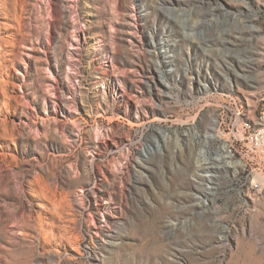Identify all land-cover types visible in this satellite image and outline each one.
I'll use <instances>...</instances> for the list:
<instances>
[{"label": "rangeland", "instance_id": "1", "mask_svg": "<svg viewBox=\"0 0 264 264\" xmlns=\"http://www.w3.org/2000/svg\"><path fill=\"white\" fill-rule=\"evenodd\" d=\"M263 57L264 0H0V264H264L188 137L257 109Z\"/></svg>", "mask_w": 264, "mask_h": 264}, {"label": "built area", "instance_id": "2", "mask_svg": "<svg viewBox=\"0 0 264 264\" xmlns=\"http://www.w3.org/2000/svg\"><path fill=\"white\" fill-rule=\"evenodd\" d=\"M206 105H212L214 129L211 126L205 132H195L202 138L200 154L215 139H223L232 158L239 162L236 168L226 165L233 172L240 201L254 208L264 204V93L256 110L233 98ZM208 133L210 138L205 137Z\"/></svg>", "mask_w": 264, "mask_h": 264}, {"label": "bare ground", "instance_id": "3", "mask_svg": "<svg viewBox=\"0 0 264 264\" xmlns=\"http://www.w3.org/2000/svg\"><path fill=\"white\" fill-rule=\"evenodd\" d=\"M253 29V28H252ZM255 30V29H254ZM212 129H214V125H212ZM192 132V131H191ZM195 132V131H194ZM193 132V133H194ZM210 134L208 133V135L206 134L205 137H208L210 138L211 136H209ZM216 135V134H213V136ZM188 137L190 138L189 140H192L190 142L194 143V145H196V143H199L201 141V137L200 136H191V133L188 134ZM205 140V139H204ZM177 141V140H176ZM175 141V143H177ZM206 141V140H205ZM216 154L220 157H222L224 159V163L225 164H229L231 166H233L234 168H236V166L239 165V162L238 161H235L233 158H232V155L228 152V149H227V145L225 143V141H222V144L219 146L218 148V151L216 152ZM200 158V161H205L206 158L203 154H200L199 153V156ZM203 157L205 160H203ZM214 193V192H213ZM215 194V193H214ZM204 200V199H203ZM205 201V200H204Z\"/></svg>", "mask_w": 264, "mask_h": 264}]
</instances>
